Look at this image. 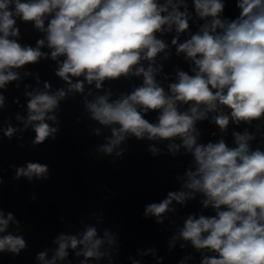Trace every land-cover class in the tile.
Here are the masks:
<instances>
[{
	"label": "clouds",
	"instance_id": "clouds-1",
	"mask_svg": "<svg viewBox=\"0 0 264 264\" xmlns=\"http://www.w3.org/2000/svg\"><path fill=\"white\" fill-rule=\"evenodd\" d=\"M192 2L199 19H211L178 45L177 55L184 53L193 63L194 75L178 71L177 82L169 85L168 94L157 83L158 70L152 66L167 48L156 33L172 31L175 26L177 36L172 44L177 45L179 34L189 30L192 19L185 0H0V88L19 79L13 69L47 55L40 51L43 39L35 48L10 39L19 35L16 18L33 22L46 32L53 60L65 57L56 75L67 82L69 91L83 92L84 81L89 85L95 82L100 89L105 80L142 75L143 84L130 94L109 102V93L86 103L93 120L112 126V136L101 150L111 155L129 135L138 140L179 138L181 144L170 143L168 147L178 151L182 146L193 155L196 168L186 173L184 184L191 191L169 192L166 199L146 206L145 217L154 216L157 223H162L164 213L175 211L169 207L173 201L184 204L194 192L202 193L206 197L204 207L211 205L216 215L189 216L179 232V237L190 241L195 249L216 253L205 256L201 264H264V151L250 149L249 141L254 136L247 131L233 133L236 147L230 148L223 140L198 144L195 128L197 121L207 119L212 112L217 113L212 120L221 131L227 130L230 121L251 124L264 117V0H236L239 16L230 21L220 18L226 0ZM180 5H184V11H180ZM49 16L52 18L45 29ZM142 60L149 62L147 69L140 66ZM74 77L84 79L73 83ZM28 95L24 123L25 127L33 126V145L43 144L50 136L55 139L58 128L50 127L45 120L56 121V116L48 113L58 107L66 92L60 89L55 94L44 91ZM3 104L0 95V107ZM180 105H187V110L180 111ZM149 111L159 112L157 123L144 118ZM15 131L8 127L4 135L10 138ZM150 151L155 154L157 149L151 147ZM47 173V165L28 163L26 168L17 169L16 178H47ZM12 220L11 213L5 219L0 212V233ZM105 237L109 244L114 242L107 232ZM104 242L97 238L96 229L89 227L82 238L59 236L51 261L45 260L43 252L38 259L43 264H55L68 256L69 248L82 246L76 255H83L86 259L81 264H86L87 258L104 255L100 251ZM25 248L22 236H0V252L19 254Z\"/></svg>",
	"mask_w": 264,
	"mask_h": 264
},
{
	"label": "water",
	"instance_id": "water-1",
	"mask_svg": "<svg viewBox=\"0 0 264 264\" xmlns=\"http://www.w3.org/2000/svg\"><path fill=\"white\" fill-rule=\"evenodd\" d=\"M165 0H158L164 3ZM177 2V0H173ZM189 20L188 31L179 34L177 45L172 39L177 36L175 26L172 31L156 33L158 39L167 45L159 53L152 65L158 71L155 79L170 94L169 85L177 82V72L191 71L193 63L185 58L184 53L177 55L180 43L199 32L202 25L210 20L199 19L192 0H185ZM180 5V11H184ZM236 0H226V7L220 14L221 19L234 20L239 16ZM52 17L45 20V29ZM19 35L10 37L22 46L37 47L38 40H45L40 48L47 55L36 63L27 64L19 69V79L0 88L4 104L0 107V212L7 219L9 213L13 220L0 236L11 234L22 236L26 248L19 254L9 251L0 252V264H43L38 256L45 253V260L51 261L58 249L56 240L61 235L82 238L89 227L97 231V238L104 239L99 259L87 258L86 264H201L205 256L216 255L207 249L197 250L190 241L179 237L184 221L193 216H215L216 210L209 205L204 207L206 197L199 192L192 194L184 204L173 201L169 206L175 211H168L157 223L154 216L145 217L147 205L159 203L167 198L169 192L191 191L184 187L186 173L195 171L193 155L180 147L170 151V143L181 144L179 138L169 140H138L129 135L111 155L104 153L102 146L111 138V127L101 125L91 118L86 103L97 96L109 94V102L130 94L143 84V76H121L115 80H105L102 88L97 89L95 82L89 85L84 81V91H69V85L56 75L64 56L56 60L51 58L47 46L46 32L37 29L33 22H24L16 18ZM148 61H141L145 69ZM83 77L72 78L73 83ZM45 83L50 88L45 89ZM63 89L66 96L59 101L58 107L48 113L55 115L56 121L45 120L50 127L58 128L55 139L48 137L43 144L33 145L35 132L29 124L25 127L28 116V93L36 94L47 91L55 94ZM180 111H186L187 105H180ZM229 114L228 109H224ZM216 112L195 124L197 143H217L223 140L230 148L236 147L234 132L243 134L247 131L254 139L249 141L251 150L264 151V117L251 124L230 121L226 131L213 122ZM21 119H17V117ZM158 111H149L144 118L150 123L158 122ZM16 129L9 138L4 131ZM118 127V125H115ZM99 130L97 134L96 130ZM195 134V133H194ZM151 147L157 152L153 154ZM117 156V152H121ZM28 163L48 166L47 178L25 176L16 178L18 168ZM105 232L113 237L109 244ZM82 246L68 249V256L57 259L55 264H81L83 255L77 256Z\"/></svg>",
	"mask_w": 264,
	"mask_h": 264
}]
</instances>
